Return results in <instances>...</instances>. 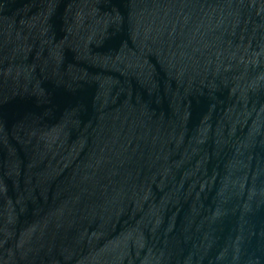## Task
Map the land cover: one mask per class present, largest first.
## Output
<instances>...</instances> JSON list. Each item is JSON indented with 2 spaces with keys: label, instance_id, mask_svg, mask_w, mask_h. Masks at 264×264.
<instances>
[{
  "label": "water",
  "instance_id": "obj_1",
  "mask_svg": "<svg viewBox=\"0 0 264 264\" xmlns=\"http://www.w3.org/2000/svg\"><path fill=\"white\" fill-rule=\"evenodd\" d=\"M0 264H264V0H0Z\"/></svg>",
  "mask_w": 264,
  "mask_h": 264
}]
</instances>
